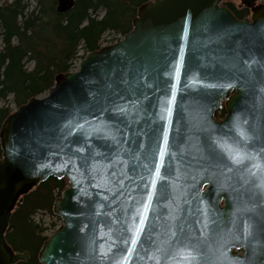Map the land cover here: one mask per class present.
Returning <instances> with one entry per match:
<instances>
[{"label": "water", "instance_id": "obj_1", "mask_svg": "<svg viewBox=\"0 0 264 264\" xmlns=\"http://www.w3.org/2000/svg\"><path fill=\"white\" fill-rule=\"evenodd\" d=\"M221 1H147L122 40L3 120L0 264L27 259L4 231L17 199L49 176L68 186L40 264H179L167 254L176 240L191 264H264V3L237 19ZM223 142L260 158L233 164Z\"/></svg>", "mask_w": 264, "mask_h": 264}, {"label": "trees", "instance_id": "obj_2", "mask_svg": "<svg viewBox=\"0 0 264 264\" xmlns=\"http://www.w3.org/2000/svg\"><path fill=\"white\" fill-rule=\"evenodd\" d=\"M147 1L150 0H74L64 13L56 10L57 0H34L32 8L27 0L0 2V100L4 101L0 105V126L13 111L11 102L18 107L45 93L54 84L55 76L69 71L76 58L101 46L106 31L122 35L130 31L137 9ZM222 4L237 19L249 17L256 6L251 1L235 6L230 0H222ZM99 10L103 13L99 14ZM27 59L33 62L31 69L26 67ZM224 114L222 106L215 116ZM65 185L64 178L50 176L15 202L5 241L12 251H27L29 257L14 264H40L38 251L47 238L46 228L34 221L33 214L39 208L52 213L53 200ZM54 189H58L56 195Z\"/></svg>", "mask_w": 264, "mask_h": 264}, {"label": "snow or ice", "instance_id": "obj_3", "mask_svg": "<svg viewBox=\"0 0 264 264\" xmlns=\"http://www.w3.org/2000/svg\"><path fill=\"white\" fill-rule=\"evenodd\" d=\"M118 111L123 112V109H119ZM97 133H102L104 132V127L101 126L100 128H97L95 130ZM240 135L242 136L243 139L247 140L248 137L241 132ZM167 143V141H166ZM220 148L222 149L223 152L228 154V158L233 162V164L236 165H245L246 161H253V160H257L258 158H260L259 156H252L249 155L247 152H243L239 147H233V145L228 144L227 142H223V143H219ZM79 151V149H78ZM262 151H264V149H262ZM161 155H163V152L161 153ZM246 166V165H245ZM254 168H261L262 165L261 164H253ZM157 176H160L159 170H157ZM252 175H255V173H252ZM162 179V177H161ZM156 181H153V184H155ZM261 187H264V184L261 185ZM149 200H151V195L149 196ZM149 208V206L147 204L144 205V209L145 211H147ZM146 218H142L141 219V227L136 229V234L133 238H131V244L132 245H138L139 240L138 237L141 235V233L144 231L143 225L145 222ZM246 234H250L247 233V229H246ZM173 236H175L176 234L173 233ZM124 244H128L129 241L128 240H124L122 241ZM181 245V241L176 240L175 241V246L170 245V248L167 252L168 255H183L184 256V260L180 261L179 264H191V260L196 259V257L191 256V249L188 247H180ZM120 251V250H117ZM128 254L131 255L133 253V249L132 248H128L127 249ZM106 255V254H105ZM225 258L227 259V256L225 254ZM114 259V264H130V261L128 259L127 256H121L120 259Z\"/></svg>", "mask_w": 264, "mask_h": 264}, {"label": "rangeland", "instance_id": "obj_4", "mask_svg": "<svg viewBox=\"0 0 264 264\" xmlns=\"http://www.w3.org/2000/svg\"><path fill=\"white\" fill-rule=\"evenodd\" d=\"M4 1H12V0H0V2H4ZM27 1L31 4L30 8H32V6L35 5L34 0H27ZM230 1H232L235 6H240V4L242 3L240 0H230ZM256 3L258 2H255V4ZM102 13H103V10H99V14H102ZM122 36L123 35L119 32L108 30L102 35L101 45L113 43L121 39ZM78 55L82 56L83 55L82 51H79ZM79 60L80 58H76L74 60L71 70H75L77 68ZM25 63L28 69H31L33 67V62L31 60L27 59ZM11 98L12 97L9 96L8 100L11 101ZM3 103L4 101L0 100V105H2ZM11 107L13 110L16 109V106L12 102H11ZM52 192H53V195H56V193L58 192V189H54ZM33 219L39 225L47 228L44 231V235H46L47 237L50 236L54 231H56L59 228L58 226H60L61 224L59 217H57L55 214L51 213L47 209H43V208H39L35 211V213L33 214Z\"/></svg>", "mask_w": 264, "mask_h": 264}, {"label": "flooded vegetation", "instance_id": "obj_5", "mask_svg": "<svg viewBox=\"0 0 264 264\" xmlns=\"http://www.w3.org/2000/svg\"><path fill=\"white\" fill-rule=\"evenodd\" d=\"M264 2V0H262Z\"/></svg>", "mask_w": 264, "mask_h": 264}]
</instances>
